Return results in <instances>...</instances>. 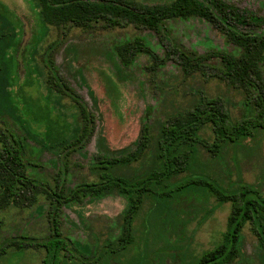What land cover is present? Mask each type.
<instances>
[{
	"label": "rangeland",
	"instance_id": "374dc122",
	"mask_svg": "<svg viewBox=\"0 0 264 264\" xmlns=\"http://www.w3.org/2000/svg\"><path fill=\"white\" fill-rule=\"evenodd\" d=\"M165 3L172 0H137ZM264 16V0H226ZM166 34L182 49L196 54L223 50L239 54L233 44L209 21L199 16L171 18L163 23ZM245 28V27H244ZM264 32V25L246 29ZM0 131L25 138V159L29 173L54 185L60 175L67 188L99 181L103 169L96 155L120 156L135 148L145 125L150 141L143 155L114 167L113 175L145 177L162 164L159 139L170 117L192 109L201 93L221 97L232 119L248 109L243 89L200 71L185 75L177 59L166 56L153 30L134 24L107 27L103 21L88 28L47 23L38 0H0ZM140 36L157 51L163 64L139 53L126 64L118 55V44ZM49 56L55 73L77 93L79 100L95 114V130L81 148L67 153L61 147L46 148L71 138L82 125L79 107L68 95L48 84ZM212 65L219 60L212 58ZM264 73V65L262 67ZM198 136L212 140L205 124ZM198 155L206 171L224 186L240 178L254 183L264 195V130L237 143H226L219 157L201 144ZM68 168V171L62 170ZM184 173L174 176L175 181ZM165 207L153 198L145 199L133 223L134 241L124 250L111 251L123 227L127 198L117 190L68 202L61 213V230L76 247V256H63L61 264H194L203 252L224 238L231 203L221 205L213 194L190 187L177 193ZM49 201L40 195L26 207L0 208V247L20 236L45 239L50 234ZM170 216V218H169ZM0 264H44L42 247H6ZM225 264H264V247L247 223L238 243V256Z\"/></svg>",
	"mask_w": 264,
	"mask_h": 264
},
{
	"label": "trees",
	"instance_id": "16d2710c",
	"mask_svg": "<svg viewBox=\"0 0 264 264\" xmlns=\"http://www.w3.org/2000/svg\"><path fill=\"white\" fill-rule=\"evenodd\" d=\"M43 19L54 26L67 24L88 28L99 21L107 27L134 24L153 30L159 36L166 50L167 58L173 55L185 75L200 71L205 77H218L245 92L247 112L237 120L232 119L224 100L201 93L192 109L167 119L161 129L159 151L163 161L145 177L125 178L112 174L114 167L138 160L150 141L149 127L145 125L135 148L120 156L96 155L98 165L103 169L99 181H86L73 188H67L60 175L54 177V185L29 173V162L25 159V138L6 130L0 131V208L33 205L44 195L49 201L48 219L50 234L45 239L20 236L0 247V255L6 247L24 249L42 247L45 250L44 264H61L63 256H76L75 246L61 230L63 205L81 202L88 196L100 195L117 190L127 198L123 215V227L117 246L111 251L124 250L134 241L133 223L145 199L153 198L156 205L171 212L170 201L177 193L187 188H198L205 194H213L217 204L231 203L227 228L223 240L214 248L203 252L194 264H225L238 256V243L243 227L249 223L261 246L264 247V195L257 185L243 179L224 186L205 168L198 155L197 144H201L214 157H219L226 143H237L252 136L259 129L264 130V32L256 33L249 28L264 25V16L252 10L241 8L226 0H172L165 3L148 4L137 0H38ZM199 16L209 21L233 44L240 48L239 54L214 50L196 54L182 49L169 37L163 23L171 18ZM245 27V28H244ZM6 35L0 31V39ZM121 60L129 64L139 53L147 54L152 64L160 65V58L145 38L136 36L117 45ZM212 58L219 60L212 65ZM56 66L49 56L47 82L60 94L68 95L79 107L82 125L69 139L43 147H61L67 153L83 147L95 130L96 116L82 103L77 93L56 73ZM210 124L213 139L198 136V131ZM68 171L65 167L62 172ZM182 178L172 181L174 176L184 173ZM170 218V216H169Z\"/></svg>",
	"mask_w": 264,
	"mask_h": 264
}]
</instances>
